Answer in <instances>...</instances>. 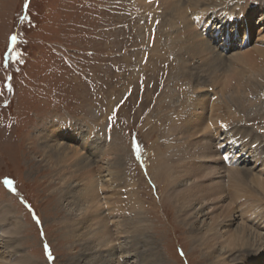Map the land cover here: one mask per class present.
<instances>
[{
    "label": "rangeland",
    "instance_id": "obj_1",
    "mask_svg": "<svg viewBox=\"0 0 264 264\" xmlns=\"http://www.w3.org/2000/svg\"><path fill=\"white\" fill-rule=\"evenodd\" d=\"M161 1L0 0V206L9 205L12 217L7 225L18 219L21 228L10 237L0 232V259L5 264H16V258L28 259L33 264H104L105 257L114 251L118 254L116 260L111 258L106 264H213L215 258L212 260L204 253H210L216 245L212 241L205 245L199 239L201 234L191 232V225L185 222H194L200 230L204 226L203 221L210 222L221 209L231 207L229 200L211 194L203 199L201 205L198 198L196 208H200L202 213L194 217V212L189 210L191 214L187 218L183 216L180 204L172 198L177 185L172 184V177L175 178L180 169L174 168L169 158H172L171 145L174 142L172 131L176 127H180L182 133L189 131V120L185 118L179 126L175 125L174 115L179 110L174 107L179 109L185 97L188 100L194 98L197 102L201 98H206V102L214 98L219 102L218 94L213 92H218L220 85L196 84L195 78L189 76L190 69L181 68V61L189 66L201 64L204 67L210 57L204 54L202 59H181L179 48L186 41L182 36L184 32L180 30L181 23L168 24ZM236 1L241 6L248 2H264ZM206 2L202 8L204 17L209 19V16L220 13L221 5L213 7L209 4L212 0ZM231 6L234 7L232 3ZM192 11L187 8L188 15ZM261 14H264L263 7L254 12L253 18ZM198 29L203 30L202 27ZM258 31L259 27L253 26L251 33L255 35L243 48H240L238 39L230 38V44H227L202 31L205 39L208 38L219 50L224 49V53L221 52L224 57L218 56L222 62L215 61L213 57L208 63L216 69V74L223 73L220 66L230 63L234 53L249 52L254 45H260L256 40ZM13 35L16 36L15 42L10 39ZM253 55L254 52H250L248 65H243L250 71L262 69L264 60ZM243 73L248 76L246 70ZM254 80L264 81V75ZM8 84H11V91L6 87ZM247 93L241 96L239 107L233 105L234 111L228 114L235 116L240 125L260 135L261 140L256 145L264 153V90ZM197 110H200L199 104ZM55 120L72 125L74 129L70 142L62 141L63 146L74 145L84 152L80 155L91 154L97 159L120 164L122 192L116 193V188L112 187L113 190L103 188L99 192L100 197L86 196L89 197L90 219L95 218V213H105L108 223L107 227L104 224L103 231L109 239L106 231L109 229L112 239L107 248L95 245L93 238L84 240L82 234L87 231L86 224L78 225L81 224L77 221L81 215L79 209L72 202L70 192L64 191L56 177L57 170L61 171L64 166L55 163L51 155L50 158L44 157L46 151L38 138L39 132L45 127L43 133L50 130ZM219 128L220 125L212 123L209 131L202 134L208 135L207 140H213L212 132ZM226 129L230 130V127ZM226 129L221 130L222 136ZM133 135L140 146L139 156L132 151ZM96 137L106 142L112 140L117 149L115 153L112 154L108 148L103 154L101 142ZM195 141L192 138L189 142ZM238 150L234 153L239 158V166L249 173L260 169L264 157L258 163L250 152ZM193 164L196 163L190 166ZM81 178L74 175L71 185ZM5 179L13 182L15 191L4 183ZM199 181L207 191L212 188L210 183L220 180L210 175ZM103 183L110 185L109 181ZM126 193V199L120 197ZM132 203L138 212L136 217L142 227L141 235L124 225V209ZM33 213L39 218V223L33 218ZM234 213L226 219L229 221L227 225L220 224L218 228L235 229L242 218ZM263 215L256 222L252 219L247 223L261 231L259 233L264 237ZM73 223L77 225L70 233L67 225L74 227ZM87 227L90 229L92 225ZM11 238L18 239L15 244L18 253H11L9 247L3 246L4 241ZM134 238L140 241L137 245L134 243L136 246L133 248L131 241ZM45 244L51 252V260L45 252ZM255 245L264 248L263 244ZM242 248L241 252L236 251L238 256L247 248L254 247ZM150 249L155 255L148 254ZM260 251L263 252L260 259L264 262V251ZM143 253L148 255L141 257ZM148 260L155 262L148 263Z\"/></svg>",
    "mask_w": 264,
    "mask_h": 264
},
{
    "label": "bare ground",
    "instance_id": "obj_2",
    "mask_svg": "<svg viewBox=\"0 0 264 264\" xmlns=\"http://www.w3.org/2000/svg\"><path fill=\"white\" fill-rule=\"evenodd\" d=\"M161 2L164 6V16L168 24L170 23V25L174 26L181 23L180 30L184 32L182 36L186 40L184 42L185 45L182 44L179 48L182 55L181 59L183 61L188 57H191L192 59H202L203 55L206 54L210 58L215 57V61L222 62L219 58L224 57V49L219 50L215 47L208 38H204L206 35L220 38L227 44L228 42L230 44V38L238 39L240 42V48H243V46H248V40L255 35L254 33H251L253 26L259 27V31L256 34V40L262 46L254 45L249 49V52L246 50L244 52L234 53L231 57L230 63L220 66L223 73H220L219 75L216 74V69H212L208 64L210 58H208L207 64L204 66H207L205 69L201 64L189 66L181 61V68L190 69V74H193H189V76L195 78L196 84H207V86L213 84L220 85V88L218 90L216 89L218 92H213L218 94V97L216 98H218L219 102L216 100L214 101V98H212L213 100L210 102H206L204 100L206 98H201V101L197 102L194 98L188 100V97H185V100L179 105V109L174 107L175 110H179V112L174 115L177 120L174 122L175 125L179 126L181 120L185 118L186 120H189V126L187 127L189 131L183 130L186 133H182L180 127H176L172 131L174 142L171 145L173 148L172 158H169V160L172 162L174 168L177 170L180 169L178 171L179 174L175 175V178L172 177V184H177L176 189H173L175 194L172 198L176 204H180V213L183 216H186L187 218L188 215L191 214L189 210L194 212V217H197L198 214L202 213H200V208H196V200H198V198L200 199L199 203L201 205L204 203L203 199L211 194L221 195L222 197H227L229 200V205L231 207H222L223 209H221L217 215L215 214L216 216L211 219L210 222L207 221V223H205L203 221L204 226H202L200 230L195 226L194 222H185L189 224V226L191 225V232L195 234L198 231L199 234H201L199 235V239L205 245L210 241L213 242V245H216L211 249L210 253L206 251L204 255L209 256L210 258L212 257V260L215 258L213 264H264L262 259H260L261 255H263V252L261 253L260 250L263 249L264 251V248L257 245L253 246L254 243L264 245V237L259 233L261 231L253 229L252 226L247 223V221L252 219L256 222L257 218L264 214V203L261 204L262 201H264V163H260L261 158L264 156L261 155L263 150L256 145L258 144V141L261 140V137H259L260 135L255 131H252V129H247L243 125H240L238 119H234L235 116L228 114L234 111L231 108L233 105L239 107V103L242 101H240V98L243 95L245 96V92L249 93L253 90H264V81H261L262 79L257 81L254 80L257 76L264 75V67L257 71H250L246 68L248 66H244L245 64L248 65L247 55L250 54V52H254V55L258 56L259 59L264 60V14L253 18L254 12L257 9L261 7L264 8V2H244V4H247L241 6L236 4V0H231L230 2H228V0H212L209 4L213 7L221 5L219 10L222 15L217 12L218 14L216 16H209V19L208 17H204L205 11H202L203 6L207 3L206 0H162ZM231 3L234 7L231 6ZM187 8L193 10L192 13L189 12V15L187 14ZM212 14H214V12ZM193 23L197 27H195ZM216 24H218V26ZM200 27L203 28L202 31H206V35L198 29ZM178 41L179 40H176V42ZM234 63H236L235 66H232ZM238 63L241 64H239L240 66H244V68L239 67ZM244 70L248 72V74H246L248 76H244ZM219 78H222V80L219 81ZM230 81L233 82L230 83ZM198 104L200 110H197ZM209 121L211 122V125L212 123H215L221 126V128L216 129L215 132H213V140H207L206 137L208 135L205 137V134H202L209 131V128L211 127V125H209L210 127L207 126ZM61 122L62 121L55 120L50 125L51 129L45 133L43 132L46 130V127L44 128V131L42 128L40 129L42 130L41 132L38 131L40 134L38 138L42 140L44 150L46 151L44 157L50 158L51 155L55 163L64 166L61 171L57 170L56 173H58V176L56 175V177L59 178L61 185L64 186L65 190L62 189L66 193L70 192L69 195L72 198V202L74 205L76 204L75 207L79 209L81 215L77 221H81V224H78V222L76 223L80 226L86 224L85 229L87 231L91 230L89 233L87 231L83 232L82 237L84 240L88 241L90 238H93L96 243H94L95 245L99 244L98 246L107 248L112 239L109 229L106 230L109 232V239H107V236L103 231L104 224L107 227L108 223L105 213L102 210L103 214L95 213V218L90 219V211L88 212L89 200L87 201L89 197L86 196L95 197L96 195L97 197L103 188L113 190L112 187H115L117 189H114L116 193L122 192L120 190H122L121 181L123 174L119 170L120 164L118 161L109 162L107 161L108 159H97L95 156L88 153V155H80L84 152H82L80 148L73 147L74 145L68 147L67 144H65L63 146L62 141L70 142V135L74 129L72 125L67 126V123ZM58 125L60 126L58 127ZM228 127H230V130L226 129ZM224 129H226V131H224V136H222L220 132ZM59 134L60 136H58ZM191 137L195 138L197 141L190 143L189 141L192 139ZM220 138H222V140ZM96 139L101 142L100 151L103 154H105V151L108 148H110L112 154L117 150L115 144L112 143V140L111 142H106L105 139H101L100 137H96ZM227 143L229 146H227ZM83 144L87 147V144ZM220 145H223L224 147L221 148ZM238 149L250 152L254 157V160L260 163V169L256 170L258 172L254 171L253 173H249L245 168L239 166V158L234 153L235 150L239 151ZM241 153L243 152H240V154ZM93 163H96V165H93ZM192 163L196 164H193L191 167L190 165ZM94 166L95 170L93 169ZM95 171H97L98 174L96 173V176H92ZM76 174L78 177L82 176V178L75 185H71V180H73V176ZM106 175H109V178H105ZM210 175H213L214 178L216 177V180H220L221 182L215 181L210 183L209 186L212 185V188L206 191L203 183H200V181L198 182V180ZM103 181H109L110 185L109 183L104 184ZM111 183H113V185H111ZM77 185L84 186L83 188H75ZM255 187H258V189ZM120 197L126 199L127 193ZM103 203L105 202L103 201ZM100 204L102 205V203ZM133 204L134 203L131 205L127 204L128 208L124 209V225H128L129 229H134L136 233L141 235L142 227L138 224L140 222L136 217L138 212ZM81 206L84 207L82 208ZM234 208L236 210H234ZM9 209V205L6 203L3 207L0 206V232H3L4 235L10 237V234L19 232L21 228L18 224V219H14L12 224L7 225L12 217ZM187 212L189 213L187 214ZM234 212H237L242 218L238 226L235 229H231L230 227L218 228L220 224L223 226L227 225L229 221H226V219L231 217V214ZM87 223L92 225L90 229L87 227L89 226ZM77 224L73 223L74 227L67 225V230L71 233V231L76 228L75 226ZM117 226L118 225H116V227ZM201 230H204V232H201ZM137 237L139 236L137 235ZM257 238L259 241H257ZM17 240L18 239L15 238L6 240V242L4 241L3 246L6 248L9 247L11 253H18L19 250L16 248L18 246H15ZM137 241L140 240L134 238L131 241L133 242L132 247L139 243ZM250 246L255 249L247 248ZM242 247H246L247 250L242 252V254L240 253L238 256L236 251L241 252L243 249ZM127 249L131 250V248ZM148 252V254L155 255V253L152 252V249ZM148 254L143 253L141 257ZM244 254L245 256H243ZM113 255H115L114 258ZM117 255L118 254L117 252L115 253V251L114 253L110 252V254L105 257L106 260L104 264L112 259L116 260ZM16 259V264H33L32 261H29L28 259L26 260L25 258L24 260ZM121 260L126 262L125 258H121ZM153 261L155 262V260H148V263H153ZM0 264H5L2 259H0ZM115 264L118 263L116 262Z\"/></svg>",
    "mask_w": 264,
    "mask_h": 264
},
{
    "label": "snow or ice",
    "instance_id": "obj_3",
    "mask_svg": "<svg viewBox=\"0 0 264 264\" xmlns=\"http://www.w3.org/2000/svg\"><path fill=\"white\" fill-rule=\"evenodd\" d=\"M10 39H11L12 42H15V41H16V36L13 35ZM225 39H227V38H225ZM8 55H10V53H9V54H6V57H5L6 61H7V57H8ZM5 67H7V63H5ZM9 79H11V78L9 77ZM6 87L8 88L9 91L12 90L11 84L6 85ZM114 114H115V113H114ZM111 119H112V117H109V120H111ZM131 147H132V151L135 152V153L137 154V156H139V153H140V146H139V144H138V142H137V138H136L135 135L132 136ZM220 147L223 148L224 146H223V145H220ZM4 183H5V184H6V185H7L12 191H15V189L12 187L13 182H12L11 180L5 179ZM29 209L31 210V207H30V206H29ZM33 218L36 219L37 223H39V218H38V217H35V214H34V213H33ZM44 249H45V252H46L47 255H48V259L51 260V259H52V255H51V252L48 250V245H47V244L44 245ZM181 255H183L182 252H181Z\"/></svg>",
    "mask_w": 264,
    "mask_h": 264
}]
</instances>
